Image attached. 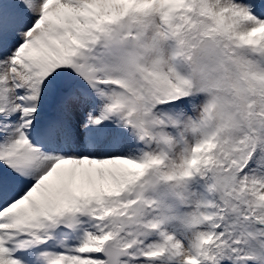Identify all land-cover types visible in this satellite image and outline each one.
Segmentation results:
<instances>
[{"label":"snow or ice","instance_id":"1","mask_svg":"<svg viewBox=\"0 0 264 264\" xmlns=\"http://www.w3.org/2000/svg\"><path fill=\"white\" fill-rule=\"evenodd\" d=\"M0 264H264V0H0Z\"/></svg>","mask_w":264,"mask_h":264}]
</instances>
